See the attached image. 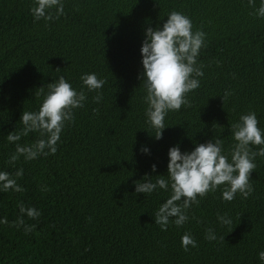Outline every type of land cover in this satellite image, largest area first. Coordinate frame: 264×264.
I'll return each instance as SVG.
<instances>
[{"label": "trees", "instance_id": "trees-1", "mask_svg": "<svg viewBox=\"0 0 264 264\" xmlns=\"http://www.w3.org/2000/svg\"><path fill=\"white\" fill-rule=\"evenodd\" d=\"M32 3L0 0V171L22 168L24 189L0 192V264H264V157L255 159L249 196L227 202L218 188L198 197L182 227L170 223L167 231L153 214L169 194H136L134 184L166 175L176 144L190 151L216 136L227 154L230 125L241 114L255 112L264 128V18L253 14L259 0H64V14L55 18L53 10L48 22H34ZM171 11L206 33L198 57L204 75L187 93L188 106L167 114L157 140L145 123L140 48L144 30L162 26ZM90 72L104 80L101 89L82 88L80 77ZM61 75L85 92L84 107L74 110L54 155L8 164L15 144L6 135L22 128L24 110L38 109L39 88ZM36 139L29 133L19 143ZM21 204L40 216L23 215L17 227ZM218 214L232 225L221 226ZM208 228L216 240L204 238ZM185 232L197 242L187 252Z\"/></svg>", "mask_w": 264, "mask_h": 264}, {"label": "clouds", "instance_id": "clouds-1", "mask_svg": "<svg viewBox=\"0 0 264 264\" xmlns=\"http://www.w3.org/2000/svg\"><path fill=\"white\" fill-rule=\"evenodd\" d=\"M53 10L55 18L62 16L64 0H33L30 8L34 22L53 20ZM253 14L257 18H264V0H259V7ZM206 46V33L193 30L191 18L179 11L168 13L162 26L144 30L140 48V79L145 92V123L156 130L155 139L162 138L167 114L181 110L182 106L187 107V93L200 86L199 78L203 77L204 72L198 57ZM80 80L82 88L88 92L97 91L104 84V80L98 78L95 72L83 73ZM45 88L47 90L43 91ZM39 89L41 92L36 95H42V99L38 109L24 110L19 120L22 128L6 135L7 142L15 144V152L7 161L10 165H15L21 156L25 161H31L40 156L54 155L63 130L74 122V110L83 108L87 100L85 92L78 91L63 75ZM230 94L226 90L222 98ZM101 98L99 92L93 97L97 103ZM258 125L255 112L241 114L230 125L234 144L227 154L224 141L216 136L205 143H197L190 151H182L180 145L176 144L168 149L166 175H156L153 180V176L146 174L141 180L134 181L136 194L146 196L160 191L169 194L153 214L155 224L162 231H167L170 223L182 227L189 220L188 210L192 205L199 204L198 197L202 199L218 188L221 199L227 202H231L237 194L246 198L252 193L250 181L251 173L256 168L255 159L257 156L264 157V128ZM29 133H36L38 139L31 144H20L21 137ZM252 146H257V149L253 151ZM140 151L143 154L151 152L147 146H141ZM156 167V164L152 165L153 172ZM22 176V168L14 173L0 171V192H22L24 189L17 183ZM19 210L21 218L16 222L17 227L24 224L23 215L32 219L40 216L39 210L34 207L21 204ZM217 220L221 226L232 225L227 214H218ZM30 230V226H25L26 232ZM204 238L210 242L216 240L215 230L206 229ZM189 246L194 248L197 242L190 233L185 232L181 236V247L187 252ZM258 258L264 262V250L258 252Z\"/></svg>", "mask_w": 264, "mask_h": 264}]
</instances>
